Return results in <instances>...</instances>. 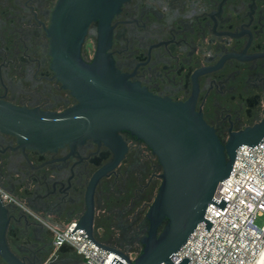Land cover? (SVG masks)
<instances>
[{
    "label": "flooded vegetation",
    "instance_id": "obj_1",
    "mask_svg": "<svg viewBox=\"0 0 264 264\" xmlns=\"http://www.w3.org/2000/svg\"><path fill=\"white\" fill-rule=\"evenodd\" d=\"M58 1L0 0V101L58 113L79 102L59 79L50 49ZM111 25L108 51L117 68L156 95L194 100L223 142L263 120L264 0H127ZM97 44L95 21L82 44L85 62H93ZM119 134L127 151L110 168L118 148L104 139L38 148L0 129V264H83L76 250L57 252L54 235L85 215L99 172L97 239L110 245L115 233L139 238L136 222L148 227L162 166L144 141L128 130Z\"/></svg>",
    "mask_w": 264,
    "mask_h": 264
},
{
    "label": "water",
    "instance_id": "obj_2",
    "mask_svg": "<svg viewBox=\"0 0 264 264\" xmlns=\"http://www.w3.org/2000/svg\"><path fill=\"white\" fill-rule=\"evenodd\" d=\"M126 1H58L48 28L50 49L59 79L79 102L58 113L0 101V129L15 132L24 145L38 148L77 145L87 138L104 139L118 148L110 168L127 151L119 131L128 130L144 141L157 156L162 173L158 192L146 213L149 223L140 238L141 252L131 257L98 240L94 233L93 192L102 172L93 178L87 194L88 209L71 233L83 228L92 242L124 259L122 262L114 256L112 264H188L190 257L185 255L175 263L173 256L201 222L210 230L214 222L205 217L210 203L221 209L228 203L224 197L215 199V192L230 175L239 146H253L264 138V118L232 131L223 142L194 100L175 101L129 80L108 51L113 35L111 20ZM95 21L97 50L93 62L87 63L81 49L89 26ZM67 250L75 249L63 244L57 252Z\"/></svg>",
    "mask_w": 264,
    "mask_h": 264
},
{
    "label": "built area",
    "instance_id": "obj_3",
    "mask_svg": "<svg viewBox=\"0 0 264 264\" xmlns=\"http://www.w3.org/2000/svg\"><path fill=\"white\" fill-rule=\"evenodd\" d=\"M222 197L228 200L224 209L213 203L207 207L205 217L214 222L210 230L201 222L173 256L175 263L186 255L191 258L188 264H255L264 247V224L256 221L264 215V138L253 146H239L230 175L214 195L219 201ZM76 224L55 231L58 247L73 246L86 264H112L114 256L124 261L92 242L85 229L72 234Z\"/></svg>",
    "mask_w": 264,
    "mask_h": 264
},
{
    "label": "trees",
    "instance_id": "obj_4",
    "mask_svg": "<svg viewBox=\"0 0 264 264\" xmlns=\"http://www.w3.org/2000/svg\"><path fill=\"white\" fill-rule=\"evenodd\" d=\"M144 220V219H143ZM136 229H138L140 232H141V230L143 229V227H144V232L142 233H138L137 235L139 236V238L143 235V234H145L146 233V231H147V227L145 228V226H144V222H142V219H139V221L138 222H136ZM124 235H125V237L128 239V238H130V236H132V235H134V233L133 234H131V233H129V234H124V233H115V238H109V241H111V242H109L110 243V245L111 244H113L114 242H115V247H122L123 246V244H121V242L122 243H124L125 245L127 244H129L130 245V243L132 244V246H133V249H130L131 251H137L138 252V254L141 252V248H142V246L141 245H139L140 244V242H139V238L137 239V238H131V239H129L128 241H126L125 239H124ZM115 240V241H114ZM124 241H126V242H124ZM123 250V249H122ZM125 251V250H124Z\"/></svg>",
    "mask_w": 264,
    "mask_h": 264
},
{
    "label": "bare ground",
    "instance_id": "obj_5",
    "mask_svg": "<svg viewBox=\"0 0 264 264\" xmlns=\"http://www.w3.org/2000/svg\"><path fill=\"white\" fill-rule=\"evenodd\" d=\"M264 263V247L257 259V261L255 262V264H263Z\"/></svg>",
    "mask_w": 264,
    "mask_h": 264
},
{
    "label": "rangeland",
    "instance_id": "obj_6",
    "mask_svg": "<svg viewBox=\"0 0 264 264\" xmlns=\"http://www.w3.org/2000/svg\"><path fill=\"white\" fill-rule=\"evenodd\" d=\"M257 223L259 224V225H263L264 224V215H262V216H259L258 218H257ZM129 245V244H128ZM128 247V246H127ZM126 248V247H125ZM131 252V251H130ZM138 254V253H137ZM137 254H135V253H133L132 254V257H135Z\"/></svg>",
    "mask_w": 264,
    "mask_h": 264
}]
</instances>
